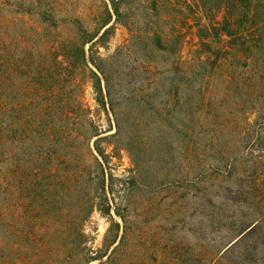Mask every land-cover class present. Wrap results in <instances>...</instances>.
I'll return each instance as SVG.
<instances>
[{
	"label": "trees",
	"instance_id": "obj_1",
	"mask_svg": "<svg viewBox=\"0 0 264 264\" xmlns=\"http://www.w3.org/2000/svg\"><path fill=\"white\" fill-rule=\"evenodd\" d=\"M59 14L53 0H0V264H264V136L255 127L264 120V0H109L88 20ZM115 24L130 40L103 57ZM190 33L196 48L185 61ZM209 86L218 101L208 102ZM120 96L135 128L126 180L110 171L117 146L112 155L103 147L124 141ZM101 113L112 114L114 135L104 136ZM146 117L155 121L144 137ZM231 125L228 142L244 148L226 155L216 135ZM215 147L219 165L205 163ZM246 158L248 179L223 193L164 196L199 186L208 168L245 176ZM95 211L110 222L99 249L85 232Z\"/></svg>",
	"mask_w": 264,
	"mask_h": 264
},
{
	"label": "rangeland",
	"instance_id": "obj_2",
	"mask_svg": "<svg viewBox=\"0 0 264 264\" xmlns=\"http://www.w3.org/2000/svg\"><path fill=\"white\" fill-rule=\"evenodd\" d=\"M54 3L56 4V6L58 7V10H60V14H59V18L60 19H64L67 20L69 17L71 16H80L84 19H89V18H93L97 12V10H99L102 5L107 2V4L109 3V0H53ZM190 3L192 4H197V0H188ZM70 34L67 31H65V35ZM130 40V34L129 31L127 30V28H125L123 25L121 24H115V29L113 32L112 37L110 38L108 44L106 45V47H101L99 49L100 54L103 57H109L111 55H113L114 53H116V51L122 47H124V45L128 44ZM196 42L197 39L194 36L193 33H190V35L188 36V39L186 41V44L183 48L182 51V57L183 60L185 61H189L190 59H192V55L193 52L195 50V46H196ZM88 48V46L86 47ZM119 86H120V91L119 93L121 95H124V80L123 81H119ZM216 86H209V90H208V94L209 98H208V102H216L218 101V97L215 96V89ZM218 88V87H217ZM219 89V88H218ZM215 97V98H214ZM85 102L87 103V105L90 106V108L94 109L96 104L94 102L93 99V92L90 86H86V91H85ZM118 103H119V107L121 109V115H120V123H121V128L123 130V135H124V141H121V137L119 138H113V139H109L108 142H103V147L106 149V151L112 155V151L114 149L115 146H117L118 148V153H120V155L118 157H113L111 162L109 163V167H110V171L113 173V175L115 176V178H124V180L128 179L131 176V171L134 168L132 160H131V156L129 154V152L127 150H125V145L128 142V139L126 140V137L128 138L131 135H135V128L132 127V123L128 122L126 119H124V110H126L125 108V104H124V97L120 96L118 97ZM208 113H210V109H208ZM109 117L105 114V113H101V118H100V123L102 124L103 128H105L106 130H110L107 134H105L104 136H110V135H114L116 133V129H115V123L113 120V116L111 113L108 114ZM109 118L110 121L113 123V129L111 130V126L109 123ZM155 119H151L150 117H146L145 119H143V123L148 125L149 127L146 126H139L138 127V135L141 136H149V132L151 127L153 125H150V123L154 122ZM252 121H254V118H252ZM264 120L262 121L261 119V124L257 125L255 127H257V130H259L263 136H264ZM158 124V123H157ZM241 124V123H240ZM241 126H243V124H241ZM158 127V126H157ZM157 127H155V131H157ZM254 129V128H253ZM153 130V133H154ZM160 132H162L163 135H165V128L160 127ZM152 133V134H153ZM224 136L222 138L221 135L217 134L216 136L222 140L225 141V147L226 148V155H233L236 154L241 148H244V145L242 143L239 142H228L229 139H233V133H236V129L233 125H231V127H228L226 131H224ZM167 135V134H166ZM145 140H147L146 138H144ZM228 142V143H227ZM124 143V149L122 148V144ZM228 144V145H227ZM220 149L218 147H215L213 150H210L208 148L207 154H206V158H205V163H215L214 165H219V162L221 161V157L218 156L217 152ZM157 150H155L156 152ZM159 153H161L158 150ZM167 152V149L165 148L164 150H162V153ZM114 155V154H113ZM258 155V153L254 154ZM223 156V155H222ZM181 158V157H180ZM220 158V159H219ZM179 163L181 164V169H180V174H182L183 172H186L185 176H188V172L190 171V169L192 170V163L189 162V159L187 160L186 157H183ZM252 163V159L246 158V160H242L240 161V163L238 164V168L243 167L240 170V173L243 172V170H245V167L248 164ZM262 167L264 168V162L262 164ZM258 174H260L259 172H261V167H258ZM238 172V171H237ZM245 176L239 175L238 173L233 175H228L226 172H224V170L222 171H215L212 168H208L207 172H205L201 178V184L197 187H191V186H186L183 185V183L181 184V187L178 188L176 191H171V192H164V196H169L170 199L172 198L175 201L178 200H185L188 201V199L192 198L194 195L200 194L202 191L209 193V194H220L223 193L225 191V189L227 188H232L235 187L238 184V181L240 179H248V174L249 172L245 170ZM179 176V175H178ZM259 180L260 181H264V177H262L261 175L259 176ZM237 182V183H236ZM163 195V193H162ZM183 198V199H181ZM131 199L133 201L136 202H142L143 200L147 201L148 199L144 196V194L139 193L136 194L133 192ZM114 214V213H113ZM135 217H137L138 222L140 221V223L145 220L146 222L143 224H139V226L141 227L142 231L147 233L148 230H146V228H148V223L147 220L150 217V215L146 212V210L142 209L138 210ZM114 218L116 220H118L120 222V220L114 215ZM110 225L109 220L104 217L102 214H100L99 211H95L91 218L89 219V221L86 223L85 226V232L86 234L89 236V240H90V246L93 249H99L102 247L103 245V240H104V236L106 234V231L108 229ZM159 233H162L159 231ZM186 234L183 233V235ZM187 235V234H186ZM13 252H11V256H12V261L16 262L18 260V252H21L19 250V248L13 247L11 249ZM28 257L31 256V253H28L27 255ZM143 258L145 259V255L143 256ZM26 260H28L27 257H25ZM42 264V263H41Z\"/></svg>",
	"mask_w": 264,
	"mask_h": 264
}]
</instances>
